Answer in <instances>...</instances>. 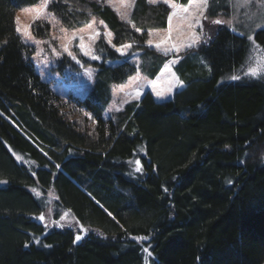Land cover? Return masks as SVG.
<instances>
[{
	"label": "trees",
	"instance_id": "16d2710c",
	"mask_svg": "<svg viewBox=\"0 0 264 264\" xmlns=\"http://www.w3.org/2000/svg\"><path fill=\"white\" fill-rule=\"evenodd\" d=\"M42 1L0 0V264H261L264 29L217 27L184 53L176 72L185 87L171 100L146 91L105 118L112 84L137 71L153 80L169 59L146 45L148 31L166 28L168 8L135 0L129 23L103 2L50 0L63 29L97 19L114 45L142 51L138 66L80 56L99 69L94 87L63 100L15 30L16 11ZM219 1L208 0L205 31L225 14ZM30 30L44 38L51 27L38 20ZM95 49L121 58L102 37ZM49 195L55 222L38 224ZM62 211L76 231L58 221Z\"/></svg>",
	"mask_w": 264,
	"mask_h": 264
},
{
	"label": "rangeland",
	"instance_id": "374dc122",
	"mask_svg": "<svg viewBox=\"0 0 264 264\" xmlns=\"http://www.w3.org/2000/svg\"><path fill=\"white\" fill-rule=\"evenodd\" d=\"M96 1L109 5L122 20L131 23V11L135 0ZM49 2L50 0H47L46 7L44 0L38 4L17 10L14 20L15 30L17 27L21 29V32L16 30L18 36L26 45L33 48L31 61L36 73L41 80L49 84L53 93L63 100H68L72 95L82 98L91 93L99 69L83 66L80 56L89 61L102 63L104 67L123 62L138 66L142 51L131 50L133 46L131 43L123 44L131 47L122 48L121 52H117L121 55L120 59L116 61L101 60L95 49V43L100 37L115 51L123 46L113 44L112 34L104 23L97 19H91L80 28L65 30L59 26L58 17L49 9ZM218 3L217 7H221L220 9L225 14L222 13L219 17H213L214 20L212 18L207 20L212 24L210 30L208 29L209 31H205L206 27L203 23L208 0H206V3L205 0H194L191 4L188 1L185 5L172 0H168V3H165V0H156L155 3H151L163 4L168 8L167 26L164 29L148 31L146 45L155 52L168 56L169 59L153 80L145 78L137 71L123 82L112 84L111 100L104 108L103 116L108 118L111 112L122 109L130 102L139 101L146 91L152 94L156 102L171 100L177 91L185 87V83L176 72V66L185 56L184 53L195 49L201 42H209L211 39L210 32H215L217 27L220 26L234 32L244 27L249 30V34L255 29H264V0H224V2L220 0ZM184 8H188V11L184 12ZM248 12L251 13L252 17H248ZM170 15H172L171 25L169 23ZM197 18L200 19L199 25L194 23ZM38 20L48 22L51 27L50 34L44 38L35 36L30 30L31 23ZM216 20L221 21V23H214ZM25 33L28 35H25ZM197 36L200 39L196 40L192 47H185V45L192 43L194 37ZM2 44L3 41L0 40V47ZM81 44H83L84 50L89 53L88 55H85L84 50H81ZM157 45H159V48H157ZM65 47L76 57L75 60L68 54V51H65ZM190 54L188 53L186 56L189 57ZM92 56H96L97 59H92ZM157 93H160V95H157ZM52 200L53 196L49 195L50 208L48 211L50 213L49 216L42 215L41 223L53 225L55 222L51 219L53 213L51 211ZM58 221L75 231L79 228L75 217L70 212L62 211ZM261 264H264V261Z\"/></svg>",
	"mask_w": 264,
	"mask_h": 264
},
{
	"label": "snow or ice",
	"instance_id": "6c2138e0",
	"mask_svg": "<svg viewBox=\"0 0 264 264\" xmlns=\"http://www.w3.org/2000/svg\"><path fill=\"white\" fill-rule=\"evenodd\" d=\"M155 2H156V0H149V3H155ZM189 2H190V4H191V3L194 2V0H189ZM165 3H168V0H165ZM205 3H206V0H205ZM46 6H47V0H45V7H46ZM170 6H173V5H170ZM183 11H184V12H187V11H188V8H184ZM201 15H202V13H201ZM171 21H172V15L169 16V23H170V25H171ZM101 23H103V22L101 21ZM194 23H195L196 25H199V24H200V19L197 18V19L194 21ZM214 23H216V24H220L221 21L216 20V21H214ZM190 26H191V25H190ZM89 27H91V25H89ZM16 30H17V32H21V29H20L19 27H17ZM25 35H28V34L25 33ZM199 39H200V37H198V36H197V37H194L193 42L190 43V44L185 45V47H192V46H193V43H195V41H196V40H199ZM249 39H252V38L249 37ZM128 47H130V45H123L121 48H117L116 51H117V52H121V51H122V48H123V49H127ZM157 48H159V45H157ZM81 50H84V46H83V44H81ZM177 50H179V49H177ZM65 51H68V48H67V47H65ZM68 54H69L70 56H72V58H73L74 60L76 59V57L72 54V52L68 51ZM84 54H85V55H88L89 53H88L86 50H84ZM92 59H97V57H96V56H92ZM77 63H79V61H77ZM247 74L255 76V75H258L259 73L257 72V70H255V69H251V70L249 71V73H247ZM231 78H232V79H238L239 77H237V76H232ZM157 95H160V93H157ZM137 163H139V162H137ZM140 170H141V169H140L139 167L136 168V171H140ZM229 182H230V181H229ZM0 183H3V182L0 181ZM41 219H42V217H41ZM79 239H81V237H80L79 235H77V236H76V240H79ZM144 251L147 252L148 250L145 248ZM149 255H150V253H149Z\"/></svg>",
	"mask_w": 264,
	"mask_h": 264
},
{
	"label": "water",
	"instance_id": "95a60500",
	"mask_svg": "<svg viewBox=\"0 0 264 264\" xmlns=\"http://www.w3.org/2000/svg\"><path fill=\"white\" fill-rule=\"evenodd\" d=\"M41 217H42V214H40V215L37 216L38 224H41V222H42ZM42 218H43V217H42Z\"/></svg>",
	"mask_w": 264,
	"mask_h": 264
}]
</instances>
